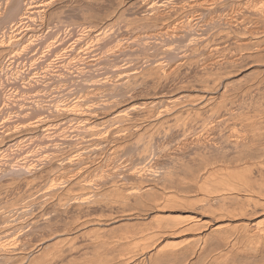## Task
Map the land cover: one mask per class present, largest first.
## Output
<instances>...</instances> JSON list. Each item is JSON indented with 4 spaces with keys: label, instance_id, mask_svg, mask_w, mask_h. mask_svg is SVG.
Instances as JSON below:
<instances>
[{
    "label": "bare ground",
    "instance_id": "1",
    "mask_svg": "<svg viewBox=\"0 0 264 264\" xmlns=\"http://www.w3.org/2000/svg\"><path fill=\"white\" fill-rule=\"evenodd\" d=\"M59 3L0 0V75L27 67L18 110L34 112L2 127L0 153L52 147L0 192V264H264V0H135L120 33L44 35Z\"/></svg>",
    "mask_w": 264,
    "mask_h": 264
},
{
    "label": "rangeland",
    "instance_id": "2",
    "mask_svg": "<svg viewBox=\"0 0 264 264\" xmlns=\"http://www.w3.org/2000/svg\"><path fill=\"white\" fill-rule=\"evenodd\" d=\"M71 1H73V2H71ZM71 1H69V0H65V2H64V0H60V2L63 4V7H61L60 8V6L59 5H57V8H53V7H50V8H47V10H49V11H47V10H45V12L43 13V16H42V18H43V20H45V19H47L48 18V20H45L46 22L48 21L49 23H48V25L46 24V22H44V26L41 28L42 29V32H43V34L44 35H46L47 33H49V32H52V33H54V31L56 32L57 30H59V31H57V32H59V35H63V36H65V35H67V33L68 32H70V30H74V31H76V32H78V29L80 30V27H78L79 26V24L80 23H82V24H84V25H91L92 27H107V28H111V29H113V30H111V31H113L114 33H115V31L117 32H119L120 33V31H123L124 30V28H125V22L124 21H129L130 19L132 20L133 18L132 17H134L133 15H135V17H138L139 15H140V13H139V11H137L138 9H136L135 8V5L133 4V2L135 1V0H130L129 1V3L130 4H132V6L130 5L129 6V4L128 3H126V4H119L118 5V3L116 4V2H117V0H115V2L113 1V0H89V1H91V2H88V0H85V1H83V0H81L80 1V3H78L79 2V0H71ZM93 1L95 2V4H92L93 3ZM101 1H102V3H101ZM132 1V2H131ZM64 2V3H63ZM68 2V3H67ZM75 2H77V4L78 5H80V4H82L81 5V7H79ZM83 2V3H82ZM86 2V3H85ZM112 2V3H111ZM61 3H59V4H61ZM73 4V7L71 6V7H69L70 5H72ZM88 3H89V5H88ZM62 4H61V6H62ZM74 4L75 5H77L78 7H79V9H78V7L77 6H75L74 7ZM84 4L86 5V6H84ZM90 4H91V6H90ZM242 4V3H241ZM244 4V5H243ZM242 4V7H241V5L239 6V8L240 9H243V7L245 6V5H247V4H245V3H243ZM65 5L67 6V7H65ZM69 5V6H68ZM88 5V6H87ZM122 5V6H121ZM59 6V7H58ZM90 6V12L89 11H87L88 9H87V7H89ZM113 6V7H112ZM127 6V7H126ZM229 7H230V5H228ZM248 6H250L249 4H248ZM84 7V8H83ZM117 7V8H116ZM121 7H124L123 9L121 8ZM134 8L137 12H135V11H131L129 8ZM53 8V10H50V9H52ZM58 8H60V9H58ZM64 8V9H63ZM66 8V9H65ZM82 8L83 9H85V10H83L84 11V13H83V11H82ZM91 8H93V9H91ZM105 8V9H104ZM119 8H121V10L119 9ZM126 8V9H125ZM131 8V9H132ZM55 9H56V12H55ZM240 9H238L239 11H240ZM128 10V11H127ZM235 10H237V9H235ZM52 11V13H54V14H52L51 13V15H50V13H48V12H51ZM54 11V12H53ZM59 11V12H58ZM81 11V12H80ZM86 11V12H85ZM118 11V12H117ZM122 11V12H121ZM92 12H93V14H92ZM120 12V13H119ZM125 12V13H124ZM132 12H134L133 14H132ZM47 13V14H46ZM104 13V14H103ZM131 13V14H130ZM135 13H137V14H135ZM47 16H46V15ZM59 14V15H58ZM64 14V15H63ZM75 14V15H74ZM77 14V15H76ZM82 14V15H81ZM118 14V15H117ZM122 14V15H121ZM58 17H57V16ZM50 16H52V17H50ZM54 16V17H53ZM119 16V17H118ZM131 18H130V17ZM46 17V18H45ZM65 17V18H64ZM92 17V18H91ZM126 17H128V18H130V19H124V18H126ZM134 17V18H135ZM99 18V19H98ZM116 18V19H115ZM59 19V21L61 22V20H63L61 23H60V25L58 24H56V23H58V22H54V21H57ZM79 19V20H78ZM91 19V21H89ZM113 19V20H112ZM122 19H124V21H122ZM69 20V21H68ZM71 20V21H70ZM116 20V21H115ZM246 20V19H245ZM244 20V24L248 21V23H246V24H249V25H251L253 22L252 21H254V26H256L257 25V22L254 20V19H248L247 21H245ZM73 21V22H72ZM78 21V22H77ZM119 21V22H118ZM122 21V22H121ZM109 22H111L110 24H109ZM116 22H118V23H116ZM123 22H124V24H123ZM52 23V24H51ZM63 23H64V25H63ZM115 23V24H114ZM46 24V25H45ZM68 24V25H67ZM70 24V25H69ZM76 24V25H75ZM122 24H123V26H122ZM245 24V25H246ZM252 24V25H253ZM53 25V26H52ZM59 26V27H57L56 28V26ZM63 25V27H61ZM71 25H73V26H71ZM109 25V26H108ZM120 25V26H119ZM249 25H246V26H249ZM70 26V27H69ZM111 26V27H110ZM115 26H116V28H115ZM46 27V28H45ZM68 27V28H67ZM76 27H77V29H76ZM122 27V29L123 30H121L120 28ZM51 28H52V30H51ZM55 28V29H54ZM60 28V29H59ZM62 28V29H61ZM72 28H74V29H72ZM51 31H50V30ZM68 31H67V30ZM70 29V30H69ZM115 29H117V30H115ZM119 29V30H118ZM3 30V29H2ZM1 30V31H2ZM45 30L47 31V33L45 32ZM64 32H62V31ZM1 31H0V33H1ZM49 31V32H48ZM258 31V30H257ZM41 32V33H42ZM56 32V33H57ZM117 32V33H118ZM43 34H41V35H43ZM255 35H257L256 33H255ZM1 38V37H0ZM134 52V51H133ZM132 55H133V53H132V51L130 52ZM135 53H137V52H135ZM135 53H134V55H135ZM128 54V53H127ZM123 54L122 55V57H124L125 55L126 56H128V55H130L129 57H127V60L128 61H126V57L125 58H123V61L125 60L126 62L124 63V64H122V59H121V65H125L127 62H129L130 61V59H132L133 60V56L131 55V54ZM138 54L141 56L142 54H140L139 52H138ZM138 54H136V56L135 57H140ZM138 55V56H137ZM1 56L3 57V55H1L0 54V61H1V63H3V61H4V63L2 64L3 66H4V64L5 65H7L8 64V61H7V59L5 58V57H3V59H1ZM244 56H246V55H244ZM121 57V58H122ZM132 57V58H131ZM247 57V56H246ZM246 57H244L243 59H246ZM5 58V59H4ZM243 59H240V60H243ZM250 59V57H248V60L246 59V60H244V61H247V63L246 62H241L242 64H243V67H242V69L240 70H238L237 71V73L239 72V74H241V72H242V74L243 75H245V76H243L244 77V81H246V82H248V83H254L255 82V84H251L252 85V88H254V86L256 85V84H258V82H257V80H261V78L260 77H258V78H256V76L255 75H252V76H250L249 75V73H248V75L250 76H246V71L247 70H249L250 68H252L253 67V65H252V61H251V59ZM132 60L129 62V63H127V64H130L131 62H132ZM134 60H135V58H134ZM133 60V61H134ZM248 61H250V62H248ZM7 62V63H6ZM133 63V62H132ZM249 64V63H251L250 64V66H248L247 65V68H249V69H247V68H244V66L246 65V64ZM245 64V65H244ZM13 66V67H12ZM15 66L17 67L16 69H15ZM19 66V67H18ZM263 67H264V65H262ZM10 68V70L9 69H5V71L7 72H5V74L3 73V75L1 74L0 75V92H1V94H3V95H1L0 94V100H2V97L4 98V96H6L4 99H7V100H9V104H7V105H9L8 107L6 106V107H4V110H2L3 111V115H4V117H1V116H3L2 114H1V116H0V130H3V128L2 127H6V125H9V123H10V125H12V124H17V122L18 123H24L25 121H27L28 120V118L32 121V119H33V113L34 112H32V111H27V109H25V112L24 111H22L21 113H19V104H20V102H18L17 101V99L18 100H22V101H25L24 99H26V100H29L30 98H31V94H33L32 92L33 91H24L23 92V89L24 88H22L21 86V84H22V82H20L21 81V74H22V76L24 75V73L27 71V67L26 66H23V67H25V68H21V69H19L21 66L20 65H17V64H15V63H13L11 66H9ZM246 67V66H245ZM23 69V70H22ZM24 69H26V70H24ZM247 69V70H246ZM16 71V72H22V73H18V77H16V78H14V76H13V72L11 73V71ZM18 70H20V71H18ZM23 71H24V73H23ZM29 71V70H28ZM100 71V70H96L95 72L96 73H98V72ZM241 71V72H240ZM245 74H244V73ZM227 73V72H226ZM261 73H264V72H261ZM9 74H12V77L13 78H11L10 76L11 75H9ZM20 74V75H19ZM14 75H16V74H14ZM183 75V74H182ZM17 76V75H16ZM179 76H181V75H179ZM188 76H189V74H188ZM190 76H192V74L190 73ZM189 76V77H190ZM263 76H264V74H263ZM188 77V79H192L193 78V76H192V78L190 77L189 78ZM246 77V78H245ZM248 77V78H247ZM6 78V79H5ZM8 78V79H7ZM18 78V79H17ZM180 79L182 78V76L181 77H179ZM250 78V79H249ZM252 78V79H251ZM254 78V79H253ZM260 78V79H259ZM248 79H249V81H248ZM263 79V78H262ZM6 80H8V81H6ZM12 80V81H11ZM14 80V81H13ZM254 80V81H253ZM253 81V82H252ZM10 82V83H9ZM245 82V83H246ZM257 82V83H256ZM264 81H262L260 84L261 85H263L264 83H263ZM12 83V84H11ZM15 83H16V85H15ZM18 83V84H17ZM21 83V84H20ZM74 83H76V82H74ZM74 83H72L71 84V86H68V89H70V91H69V93L70 94H72L71 95V98H73L74 97V95H75V92H76V90H77V88H78V90H80L81 88H80V85L78 84V85H74ZM9 84H10V86H9ZM259 84V85H260ZM70 85V84H69ZM260 85V86H261ZM19 88H18V87ZM73 86H74V88H73ZM257 86V85H256ZM259 86V87H260ZM4 87V88H3ZM14 87V88H13ZM70 87V88H69ZM76 87V88H75ZM262 87V86H261ZM17 88V89H16ZM20 88H22V91L20 90ZM80 88V89H79ZM16 90V91H15ZM24 90H26V89H24ZM77 90V91H78ZM74 93H73V92ZM4 92V93H3ZM79 93H81L80 91H78ZM144 93H145V91H143ZM142 92V93H143ZM18 93V94H17ZM36 93H39V92H36ZM68 93V94H69ZM141 93V94H142ZM16 94V95H15ZM23 94H24V96H23ZM27 94V95H26ZM68 94H66L65 95V97L67 98V97H69L68 96ZM18 95V96H17ZM20 95V96H19ZM130 95V96H129ZM133 95L134 94H132V93H129L128 94V96H129V98H132V99H137V100H140V94H135L136 95V97L134 96V98H133ZM2 96V97H1ZM15 96V97H14ZM128 96H125L124 98H128ZM138 96V97H137ZM11 97V98H10ZM23 97V98H22ZM27 97V98H26ZM117 99H120V100H122L123 98V96H119V95H116L115 96ZM119 97V98H118ZM9 98V99H8ZM139 98V99H138ZM69 99H70V97H69ZM13 101H16V102H13ZM12 104H11V103ZM18 102V103H17ZM14 103V104H13ZM18 104V105H17ZM13 107V108H12ZM10 108V109H9ZM23 109V108H22ZM8 110H9V112H8ZM12 110H16V111H12ZM15 112V113H14ZM17 112V113H16ZM27 112H29V113H27ZM22 113H24V114H22ZM25 114H26V116H27V120H25L26 118V116H25ZM30 114V115H29ZM33 114V115H32ZM8 115V116H7ZM13 115V116H12ZM22 115V116H21ZM24 115V116H23ZM31 116V117H29V116ZM16 118H15V117ZM8 118V120H7V118ZM10 117V118H9ZM19 117V118H18ZM21 117V118H20ZM4 120H3V119ZM17 118H18V120H17ZM25 118V119H24ZM11 119V120H10ZM6 120V121H5ZM17 122H16V121ZM22 120V121H21ZM12 121V122H11ZM29 121V120H28ZM27 121V122H28ZM3 122H4V125H3ZM6 122V123H5ZM26 123V122H25ZM9 125V126H10ZM4 129H6V128H4ZM4 131V130H3ZM71 139H73V137L71 136ZM26 141V142H25ZM25 141H22L20 144H18L19 145V147H21V148H18V147H13V145L12 146H10V147H12V148H10V149H6V150H4V151H2V152H4V153H0V167H1V165L3 166V165H5L6 166V164H7V168H9V169H7V171H4V172H1V174L2 175H0V192H3V193H1V194H9V195H11L12 193H14V192H18V188H16V184L14 185H12V179L14 178L13 176H15V178L18 176V175H15V170H14V168H17L18 166L20 167H18L17 169L20 171V169H21V166H23V165H26L25 163H27V164H29V163H31V162H37L39 159H41L42 157H44V154L46 153V154H48V152L49 151H52L51 149H49V148H52V147H47L46 149H45V147H40V146H37L36 144H35V142L33 141V140H31V139H29V140H27V139H25ZM27 141H29L28 143H27ZM18 145H14V146H18ZM25 145H27V147H25ZM24 146V147H23ZM32 146V147H31ZM34 146V147H33ZM62 146H60L59 145V148H58V146H57V148L58 149H60ZM15 148V149H14ZM18 148V149H17ZM27 148V149H26ZM44 150H43V149ZM17 149V150H16ZM23 150V152H22V150ZM25 149V150H24ZM29 149V150H28ZM62 150H58L59 152L58 153H62V151H64L62 154H66L65 153V151L67 152L68 151V149L67 148H61ZM63 149H65V150H63ZM8 150V151H7ZM39 150V151H38ZM55 151H56V149H54ZM7 153H6V152ZM14 151V152H13ZM19 151V152H18ZM40 151H42L43 152V154H42V152H40ZM61 151V152H60ZM69 151H71L70 149H69ZM21 152V153H20ZM29 152V153H28ZM45 152V153H44ZM14 153V154H13ZM27 153V154H26ZM35 153H37V154H35ZM4 154V155H3ZM11 154V155H10ZM18 154V155H17ZM38 157H37V156ZM28 156V157H27ZM25 157V158H24ZM35 157V158H34ZM12 158V159H11ZM22 158V159H21ZM24 159V160H23ZM35 160H37V161H35ZM43 159H41L40 160V162L42 161ZM13 161V162H12ZM2 162H3V164H2ZM7 162V163H6ZM11 162V163H10ZM18 163L17 165H16V163ZM29 162V163H28ZM42 162H45V160H43ZM5 163V164H4ZM21 163H23V165H21ZM10 164V165H9ZM14 164V165H13ZM20 164V165H19ZM13 168H12V167ZM13 170H12V169ZM18 170H16L17 171V173L16 174H19L18 173ZM9 172H12V174H14L13 176H12V174H9ZM14 172V173H13ZM21 173H20V175L22 176V178H18V181H20V179H22V180H24L26 177H25V175L23 176V174H25V173H23L22 174V169H21V171H20ZM4 173H7V174H5V175H3ZM9 174V175H8ZM19 175V177H21ZM6 176V177H5ZM11 178H9V177ZM7 178H9V179H7ZM16 178V179H17ZM24 178V179H23ZM41 179L43 178V176L42 177H40ZM40 178H37V179H40ZM13 180V181H16V182H18L17 180ZM37 179H35V181L37 180ZM2 180H7L5 183H4V181H2ZM11 180V181H10ZM21 180V182H24V181H22ZM38 181H40V180H38ZM8 182V183H7ZM3 184H4V186L7 184V188L6 187H4L3 188ZM127 185L129 184V183H126ZM11 185V186H10ZM130 185V184H129ZM12 187V188H11ZM125 187H126V185H125ZM127 187H129V186H127ZM5 190H7V191H9V193L7 192V191H5ZM11 190V191H10ZM14 191V192H13ZM116 204V203H115Z\"/></svg>",
    "mask_w": 264,
    "mask_h": 264
}]
</instances>
